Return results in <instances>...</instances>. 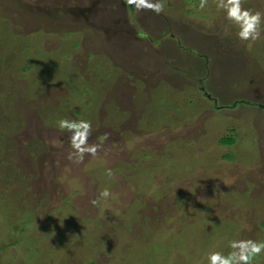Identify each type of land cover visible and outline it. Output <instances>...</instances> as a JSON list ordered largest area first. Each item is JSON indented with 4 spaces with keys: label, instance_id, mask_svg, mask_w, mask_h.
I'll use <instances>...</instances> for the list:
<instances>
[{
    "label": "rangeland",
    "instance_id": "1",
    "mask_svg": "<svg viewBox=\"0 0 264 264\" xmlns=\"http://www.w3.org/2000/svg\"><path fill=\"white\" fill-rule=\"evenodd\" d=\"M159 2L0 0V264H209L264 243V19L241 42L218 0ZM53 117L90 121L98 154L70 161Z\"/></svg>",
    "mask_w": 264,
    "mask_h": 264
},
{
    "label": "clouds",
    "instance_id": "2",
    "mask_svg": "<svg viewBox=\"0 0 264 264\" xmlns=\"http://www.w3.org/2000/svg\"><path fill=\"white\" fill-rule=\"evenodd\" d=\"M123 3L126 7H134L137 12L147 10L159 15L164 11V5L159 0L155 3L152 0H123ZM206 4L207 0H200L199 7L203 9ZM216 6L224 11V19L228 24L237 29L236 35L239 41L255 42L261 38V23L264 14L245 9L242 0H218ZM58 128L69 133L68 140L72 151L69 153L68 159L74 164L83 163L85 155L95 157L102 147L101 144L89 145L88 143L92 134L90 121L61 119ZM108 135L105 133L104 139H107ZM106 174L111 177V170H107ZM110 196V190L105 188L100 192L99 198L91 200L90 203L96 206L101 199L107 200ZM229 246L232 251L227 256L220 252L210 253L207 257L209 264H252V260L264 251V243L250 239L231 241Z\"/></svg>",
    "mask_w": 264,
    "mask_h": 264
},
{
    "label": "trees",
    "instance_id": "3",
    "mask_svg": "<svg viewBox=\"0 0 264 264\" xmlns=\"http://www.w3.org/2000/svg\"><path fill=\"white\" fill-rule=\"evenodd\" d=\"M6 30V29H5ZM4 30V31H5ZM3 34L5 35V32H3ZM13 41V40H12ZM14 42H15V40H14ZM16 45V44H15ZM52 60H54V59H52ZM57 61V60H56ZM40 62H38L37 63V65L39 64ZM55 65H57V64H55ZM39 66H42V67H44V65L42 64V62H41V65H39ZM39 69L40 67H38V66H33V67H30L29 65H27V66H25V71L26 72H28V71H34V70H36V69ZM78 86L79 85H73L72 87H75V89H73L72 88V92H76V90L77 89H79L78 88ZM82 90L84 89V87H82L81 88ZM83 94H85V91L83 90ZM205 96H207L206 94H205ZM205 96H203V97H205ZM208 97V96H207ZM162 101V99H160L159 100V102L158 103H160ZM242 104H247V102H241ZM235 105V104H234ZM232 106L231 108L233 109L234 107H237V106H239V105H241L240 104V102L239 103H236V105L235 106ZM82 115V114H81ZM165 118H167V117H165ZM53 120H54V122H56V123H59V119H57V118H52ZM159 123H162V122H159ZM231 135L229 136V137H227V138H223L222 140H220L219 141V146H221V147H225V148H230V147H234V146H236V144H237V137L235 136V135H237V131L235 130V129H232V131H231ZM226 163L228 162V163H231V162H234L235 160H236V157L232 154V153H230V154H228L227 155V157L226 156H224L223 158H222ZM172 166V165H171ZM262 228L264 229V223L262 224ZM149 235L151 236V232L149 233ZM175 250V249H174ZM174 255H176L174 252L171 254V256H170V259H172L173 258V256ZM262 257V256H261ZM180 262H178L179 264H185V262H183V260H182V258H180V260H179ZM252 264H264L263 262H261L260 260H258V258L257 257H255L253 260H252Z\"/></svg>",
    "mask_w": 264,
    "mask_h": 264
}]
</instances>
